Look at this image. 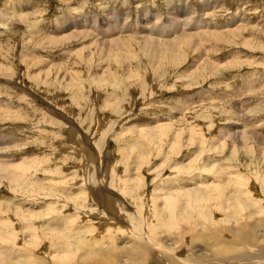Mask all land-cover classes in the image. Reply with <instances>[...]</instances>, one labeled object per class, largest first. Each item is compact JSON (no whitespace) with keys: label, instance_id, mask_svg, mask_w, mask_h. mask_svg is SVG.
Here are the masks:
<instances>
[{"label":"rangeland","instance_id":"rangeland-1","mask_svg":"<svg viewBox=\"0 0 264 264\" xmlns=\"http://www.w3.org/2000/svg\"><path fill=\"white\" fill-rule=\"evenodd\" d=\"M207 3L215 10L202 14ZM176 6L194 14L177 15L181 24L207 20L192 44L139 39L144 27L166 39ZM235 19L240 33L230 37L227 25ZM74 26L79 34L70 35ZM114 32L121 36L113 44H92ZM174 34L182 36L180 28ZM207 60L218 68L210 77ZM0 113V156L19 168H0L14 172L0 178L3 252L23 248L28 218L40 216L60 219L46 228L60 236L48 241L51 256L117 253L126 237L101 219L107 218L95 203L101 189L131 197L126 200L143 223L158 211L163 242L178 244L174 235L183 228L180 220H167L169 208L200 230L216 221L210 211L226 201L227 224L242 201L256 236L264 238V0H0ZM245 132L253 138L244 140ZM72 206L98 209L78 213ZM16 217L26 218L25 227ZM196 244L197 255L205 256L210 245Z\"/></svg>","mask_w":264,"mask_h":264},{"label":"bare ground","instance_id":"bare-ground-1","mask_svg":"<svg viewBox=\"0 0 264 264\" xmlns=\"http://www.w3.org/2000/svg\"><path fill=\"white\" fill-rule=\"evenodd\" d=\"M187 7L186 6H180L178 8H177V6L174 7L176 10H178V13L175 14V12H174L175 16L173 18H171L172 16L170 17L173 20L168 18V20H171L172 23H174V26H172L173 30H169L168 35L165 37L166 39L160 40V38L155 36V35H153V36L149 35L147 33V29H146L147 27L143 28L144 31H142V32H145L144 34H142V32H140V33L137 32L138 34H136V35L139 36V39L143 40L146 43H149L150 45L152 43L155 45H161L163 47H172V46H175L179 43L181 45L184 42H186V43L189 42L188 44H192V41L198 37V33H196V32L201 31L200 25L202 23V20H203V24L205 21L207 22V20H205V18L203 19L201 17H198L197 19H194V20H191V18H189V20H185V18H184L183 21L184 20L185 21L183 24H181L182 21H180V19L177 18V15H180L181 17L191 15V14L194 15L191 12V10H188L187 13H185V8H187ZM212 9H214V6H212V4H210V3L202 4L200 12L202 14H205V13L210 12ZM106 15H108V17H106V19L110 20L112 15H109V13H106ZM209 15H210V13H209ZM167 16H169V14ZM129 21L126 20V22H129ZM238 21L239 20L235 19V20H233V22H231L229 25H227L230 27L229 29H231L228 31V34L230 35V37H232L234 34L240 33V31L238 30V27H237ZM81 24L84 25L83 22H81ZM90 24H92L91 21L88 25H90ZM135 25H136V23H135ZM143 25H145V24H143ZM160 25L166 27L168 25V21H165L163 24H160ZM179 26H183V27H179ZM112 28H113V26H112ZM124 28H130L129 24L126 25ZM161 28H163V27H161ZM175 28H180V34L182 36H177L174 34ZM187 28H189V29L187 30ZM166 29H168V27H166L165 30ZM68 30L70 31V33H69L70 35L79 34L78 30L76 29V26L69 27ZM150 30H152V29H150ZM126 31H124V32H126ZM159 33H162V31L161 32L159 31ZM199 33H201V32H199ZM117 34H115V32H114V34L106 35L105 39H101V40H98L99 38H95L98 41L95 40L94 43H92V44L100 43V44H103V46H104V44H111V43L113 44L115 42V40L118 39V38H114V37L119 36V38H120V36H121V35H117ZM131 34H132V31H131ZM195 35H197V37H195ZM238 37H239V35H238ZM65 38H67V37H65ZM132 38L133 37L131 36L129 39H132ZM232 40H234V38ZM204 41H206V40H204ZM229 41H230V39H229ZM199 42L200 41L198 40V43ZM222 43H223V41H222ZM204 44H206V43L204 42ZM197 46H198V44H197ZM158 47H160V46H158ZM108 50H109V48H108ZM106 51L107 50H105V52ZM102 52H103V49H102ZM109 52H110V50H109ZM110 53H112V51ZM197 55L199 56L200 54L197 53ZM205 58H206V56H205ZM199 60H200V58H199ZM196 63L199 64V61H197ZM241 63H243V62H241ZM206 65L209 68H211L210 71H208V73H207L208 76L210 77V76H212V74L215 75L214 71H218V68L215 66V63L207 60ZM230 65H232V64H230ZM189 70H190V68H189ZM194 71H196V70H194ZM188 74H189V72L188 73L186 72V74L184 76H186ZM186 81H188V80L186 79ZM1 82L5 83L4 81H1ZM132 82H133V80H132ZM139 87H140V85H139ZM24 91L27 93L26 90H24ZM31 96L34 97V99H36V100L39 99L38 97H36L33 94H31ZM48 110H50L52 113H57V111L54 110L53 107L48 106ZM256 126H254V127H256ZM257 127H259V125ZM154 129H157V128L154 127ZM253 134H254V132L246 133V135H249L250 137H246V138H244V140L249 139V138H253L252 137ZM12 145H10V146H12ZM3 147L6 148L5 146H3ZM6 150H7V148H6ZM8 151H9V149H8ZM0 153H2V152H0ZM7 153H9V152H7ZM10 156H11V154H10ZM3 157H4V160H0V168L1 167L2 168L7 167L8 169H10V168L12 169L14 167L13 168L14 170H15V168H17V167H15L16 165L15 166H8L10 164L11 165L13 164L12 161L9 160V159L13 160V158L8 157V156L5 157L2 155L0 156V158H3ZM21 159H23V157ZM28 159H26V160H28ZM22 164L25 165V163H23V162H22ZM8 169H7V172H5L4 174L0 173L1 174L0 178L1 177L2 178H4V177L9 178V176H10V178L12 177L11 175H13L12 173H14V172L12 171L9 173ZM25 169H26V167H25ZM16 170L18 171L19 168ZM16 170H15V173H16ZM27 170L29 173L30 170L28 168H27ZM27 170H24L23 172H27ZM2 172H4V169L2 170ZM25 176H26V174H25ZM21 178H24V177H22V173H21ZM21 178H19L17 176L13 177L14 180L18 179L19 182H21V180H22ZM15 183L17 184L18 182L15 181ZM26 189L27 188H25V190ZM20 191H21V189H20ZM105 191L107 192V190L101 189L100 196H97L99 199L97 200V202H95L96 199L93 201L98 206L101 207L102 212L106 213L105 215L107 218H105V216L103 218L101 217V219L103 221H104V219H106L108 221H111L114 224H117V226H113L112 228L108 227L107 230L120 229L126 237V242L123 246H116L117 253H110V252H103V251L101 252V251H96V250H91V249H83V250H76L71 255H69L70 254L69 251H65V254L62 256H60V255H52L51 256V254H48V246H49L48 241L53 240V239H58L60 236L55 235L54 233L49 234L48 232H46V228L51 226V225L59 224L60 219H54L51 221H47L46 219H44V218L40 219L42 217L37 216V217H29L28 222H26L27 223L26 228L30 232V234L28 235V238L26 240H24L26 243L24 245V247L23 248L21 247L18 249L15 246L14 250L5 251V252L0 250V254H1L0 255V264H264V238L256 236V233H257L256 228H255L254 224H250V220L252 217L250 215H247L246 205L242 201H239L236 204L237 209L233 213L234 223L232 225H229L224 221V219L226 217V210L228 208H230V206H231L230 203L228 201H226V203L224 205H222V206L217 205L211 209L210 212H211L213 218L216 219V221L206 222L205 225L200 230H197V224L192 219H190L188 217H186V218L181 217V216H179V214L177 215L173 209L169 208L168 212L166 213L167 220H169L171 218H176V219L180 220L181 224L183 225V228L180 229L174 235L177 238L178 244H173V243H169V242H163L158 235L157 231L160 230L161 225H162V220L159 216L158 211H155V217H154L153 222H149V223L144 222L143 223L142 214L139 213L138 210L134 206H133V208H135V209H133L131 207V205L128 203V201L126 200V199H130L131 197H129V198L125 197L126 199H123V198H121V196L119 197L118 195H115L114 193L105 194ZM22 192L23 191H21V193ZM236 193L238 194V191ZM95 195H97V194H94V196ZM128 195H131V194H128ZM90 196H92V195H90ZM19 197H21V196H19ZM100 199H101V202L99 201ZM75 200H76V198H75ZM64 204H68L67 199L64 201ZM96 204H95V206L98 207ZM73 205H76V202H74ZM88 205H89L88 207H90V204H88ZM74 207L72 206L71 208L73 210H75L76 212L80 213V211H81V213L85 212L88 214H91L92 211L94 212V211H97V209H98V208H96L95 210L92 209V211H91V209L84 210V209H82L83 207H81V206L78 209L74 208ZM82 210H84V211H82ZM101 211H98V214L102 213ZM53 215H56V213H53ZM15 216H17V215H15ZM38 218H39V222L42 223L41 226H40V224H37L38 222H36V220ZM25 220H26V218L16 217V225L19 227H22V225L24 223L23 221H25ZM253 221H251V222H253ZM0 225L2 228H4L6 226V224H0ZM97 226L100 227V225H97ZM66 232L70 233L69 231H66ZM95 232H97L96 228H94V231L91 234H93ZM199 232H201L202 235L199 234ZM199 236H205V237H199ZM99 238H104V237H99ZM24 241L22 243H24ZM198 241H205L206 243H208L210 245L208 247V253L205 256L197 255L198 250L196 249L197 248L196 243ZM4 242L5 241L0 240V247L2 245L6 244ZM52 242H54V240ZM56 244L63 245L62 242H56ZM94 249H96V248H94ZM7 252H14V253L10 257L5 256V258H2V254L3 253L5 254ZM78 252H82L83 254L78 253Z\"/></svg>","mask_w":264,"mask_h":264}]
</instances>
